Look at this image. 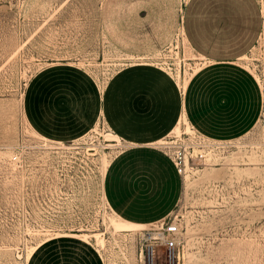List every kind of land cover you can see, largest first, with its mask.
Masks as SVG:
<instances>
[{
  "label": "rangeland",
  "instance_id": "rangeland-1",
  "mask_svg": "<svg viewBox=\"0 0 264 264\" xmlns=\"http://www.w3.org/2000/svg\"><path fill=\"white\" fill-rule=\"evenodd\" d=\"M254 1L258 13L245 10L252 26L245 46L222 42L210 52L247 56L238 62L262 87L260 119L239 139H207L195 153L190 148L202 158L191 162L167 217L181 225L175 264H264V0ZM187 2L0 0V264H27L32 247L62 239L97 250L104 264H168L163 248L152 262L151 225L120 228L125 222L106 202L104 157L113 159L126 143L109 148L103 135L112 131L103 120L97 132L94 125L71 141L50 139L34 124L41 107L32 105V117L26 105L34 81L44 77L52 78L43 87L44 102L57 107L71 86V70L103 92L115 75L147 67L167 74L184 94V79L209 63L183 30ZM46 103L43 121L49 123ZM188 127L164 140L180 135L189 146L201 143Z\"/></svg>",
  "mask_w": 264,
  "mask_h": 264
},
{
  "label": "crops",
  "instance_id": "crops-1",
  "mask_svg": "<svg viewBox=\"0 0 264 264\" xmlns=\"http://www.w3.org/2000/svg\"><path fill=\"white\" fill-rule=\"evenodd\" d=\"M249 8L258 13L254 0H188L183 30L190 46L209 63L191 77L184 94L167 74L147 67L115 75L103 92L82 73L74 71L73 77L71 70V86L57 107L44 102L42 93L52 78H37L28 91L26 110L34 117L32 105L41 107L34 124L45 137L71 141L103 120L126 143L111 160L102 185L110 210L122 221L150 225L176 207L183 179L171 158L153 145L184 114L199 135L220 142L247 135L259 121L262 87L238 62L242 55L234 59L210 52L222 42L245 46V30L252 27L245 11ZM220 32L224 40L217 38ZM43 103L52 106L49 123L43 121ZM96 252L67 239L51 240L27 264H104Z\"/></svg>",
  "mask_w": 264,
  "mask_h": 264
},
{
  "label": "built area",
  "instance_id": "built-area-1",
  "mask_svg": "<svg viewBox=\"0 0 264 264\" xmlns=\"http://www.w3.org/2000/svg\"><path fill=\"white\" fill-rule=\"evenodd\" d=\"M195 133L202 138L203 141L201 143L192 141V146H189V144L181 139L180 133L178 136L175 135L176 137H173L174 139L166 140V144H164L163 147H156L171 158L183 181L184 177L189 173V169H193L190 166L191 162L196 165L200 158H202L201 155H192L189 151L190 148H193V152L195 153L197 146H206L205 141H207V139L199 135L196 131ZM196 134L190 136H196ZM192 139L196 138L193 137ZM150 225L151 227L149 228L148 234L151 239L149 248L152 262L154 263V258L160 251L159 248H163L168 264H175L176 259L179 257V246L182 243L180 223L174 219L165 218L151 223Z\"/></svg>",
  "mask_w": 264,
  "mask_h": 264
},
{
  "label": "bare ground",
  "instance_id": "bare-ground-1",
  "mask_svg": "<svg viewBox=\"0 0 264 264\" xmlns=\"http://www.w3.org/2000/svg\"><path fill=\"white\" fill-rule=\"evenodd\" d=\"M247 56L245 55V56H243V57H241V58H246ZM129 58L130 59H135V58H138V60H140V61H144V60H146L147 58L145 57V56H138V57H134V56H129ZM203 64V66H205V64L206 63H202ZM201 66H199L198 67V65L196 66V67H194L193 68V70H192V75H195L198 71H200L201 70ZM178 77V82L180 81V77H181V75H180V72L178 73V75H177ZM187 80L186 79H184V81H183V83H182V88L184 89V90H186V88H187ZM99 123V122H98ZM98 123L96 124V126L94 127V129L93 130H95L96 132L98 131ZM186 124H188V120H187V117H186V115L184 114L183 115V117L180 119V121L177 123V125L174 127V129L172 130V132L171 133H177V134H180L181 132H182V126L183 125H186ZM190 130V132H192V133H194L195 131H193V129L191 128V127H188L187 128V130ZM103 137L105 138V141L106 142H109L108 143V147L109 148H115V147H119L120 146V144H124V143H122V139L118 136V135H116V134H114L113 132H108V133H105L104 135H103ZM46 140V139H45ZM155 144H157V145H164V144H166L165 143V140L164 139H162V140H160V141H158V142H156ZM92 151H93V149H92ZM111 158L109 157V156H105L104 157V164H105V170H107V167L109 166V164H110V162H111ZM137 226H139L138 224H131V225H129V223H126L125 222V224H123L122 226H119L120 228H129V227H137ZM65 236H68L67 234H65V235H63V234H61L59 237H65ZM41 246V244H39V245H37V246H34V247H32V249H31V251L29 252V254H28V257H27V259H30L31 258V256H32V254H33V252L35 251V250H37L39 247ZM101 246L102 247H104V241H103V239L101 240Z\"/></svg>",
  "mask_w": 264,
  "mask_h": 264
}]
</instances>
